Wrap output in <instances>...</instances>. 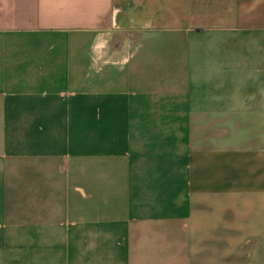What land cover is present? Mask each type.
<instances>
[{"label": "crops", "instance_id": "crops-1", "mask_svg": "<svg viewBox=\"0 0 264 264\" xmlns=\"http://www.w3.org/2000/svg\"><path fill=\"white\" fill-rule=\"evenodd\" d=\"M0 264H264V0H0Z\"/></svg>", "mask_w": 264, "mask_h": 264}, {"label": "rangeland", "instance_id": "rangeland-1", "mask_svg": "<svg viewBox=\"0 0 264 264\" xmlns=\"http://www.w3.org/2000/svg\"><path fill=\"white\" fill-rule=\"evenodd\" d=\"M85 117L82 119V128L84 133V145L89 150H85V156L90 153V135L92 130V118H91V111L90 107H85ZM86 158V157H85Z\"/></svg>", "mask_w": 264, "mask_h": 264}]
</instances>
